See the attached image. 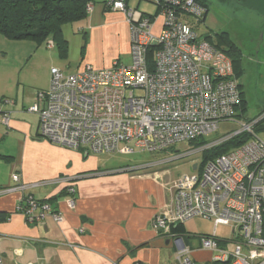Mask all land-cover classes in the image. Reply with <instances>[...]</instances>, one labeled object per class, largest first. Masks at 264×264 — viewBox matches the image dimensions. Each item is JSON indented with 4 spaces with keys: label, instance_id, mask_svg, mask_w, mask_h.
Here are the masks:
<instances>
[{
    "label": "built area",
    "instance_id": "2783aa9c",
    "mask_svg": "<svg viewBox=\"0 0 264 264\" xmlns=\"http://www.w3.org/2000/svg\"><path fill=\"white\" fill-rule=\"evenodd\" d=\"M153 3L161 17L158 33L152 19L129 9L126 0L103 4L106 10L125 15L132 62L124 66L115 61L102 69L84 64L73 74L51 68L48 88L38 91L36 102L27 109L38 116L40 137L66 149L84 147L94 155L156 154L175 144L203 140L221 123L235 119L241 99L231 58L200 39L188 23L189 18L204 20L206 7L196 0ZM92 10L88 4L86 12ZM258 120L194 147L203 154L234 137L248 136L235 150L208 160L200 173L196 165L193 174L172 182V200L154 216L151 226L159 236L174 240L177 264L195 262L171 228L196 217L214 223L213 235L200 239L201 247L213 252L212 263L264 264V141L254 131ZM9 122V113L0 114L2 125L8 127ZM11 179L16 186L7 192L42 184L20 183L17 174ZM66 192L75 194L72 187ZM67 203L74 207L72 198ZM16 212L30 225L41 222L47 213L55 222L63 221L49 203L32 196L23 198ZM219 225L233 229L238 242L231 251L218 245Z\"/></svg>",
    "mask_w": 264,
    "mask_h": 264
},
{
    "label": "crops",
    "instance_id": "0c3cea01",
    "mask_svg": "<svg viewBox=\"0 0 264 264\" xmlns=\"http://www.w3.org/2000/svg\"><path fill=\"white\" fill-rule=\"evenodd\" d=\"M108 18L116 22L109 28L105 23ZM86 19L79 23L85 36L84 63L71 67L69 62L58 59V67L51 63V68L73 74L84 64L97 69L110 67L109 62L92 55L109 34L122 45L114 51L115 59L129 53L130 29L124 14L102 7L93 9ZM64 29L63 37L68 42ZM1 67L0 114L10 116L8 127L0 123L2 264H177L174 240L159 236L151 226L154 216L172 200L170 188L175 179L167 175L168 170L162 165L110 167L99 158L105 155H94L84 147L62 148L42 139L38 116L27 112L36 102L35 92L26 90L20 79ZM3 99L11 103L1 104ZM14 174L20 183L42 184L7 192L16 186L11 179ZM68 187L75 190L73 196L67 194ZM27 196L49 203L52 212L60 213L63 221L57 223L47 213L41 222L27 224L23 215L16 212L17 205ZM71 198L73 208L67 203ZM177 237L190 250L195 264H213V252L201 247L200 239L205 236Z\"/></svg>",
    "mask_w": 264,
    "mask_h": 264
},
{
    "label": "rangeland",
    "instance_id": "374dc122",
    "mask_svg": "<svg viewBox=\"0 0 264 264\" xmlns=\"http://www.w3.org/2000/svg\"><path fill=\"white\" fill-rule=\"evenodd\" d=\"M106 1L108 0H92L90 4L97 11L103 7V2ZM205 2L208 7L205 19L197 22V20L189 18L188 23L190 22L195 27L194 30L200 39H205L212 45L219 46V49L224 48V45L219 43L220 36L227 34L232 43L240 50L239 91L246 102L245 110L238 109L233 121L221 123L215 133L203 139L204 142L209 143L218 141L227 134H234L240 129V125L257 120L261 112L264 111V17L240 7L232 0H205ZM128 7L150 17L154 25L153 31L158 33L161 17L157 13L153 0L150 2L128 0ZM108 20L105 21L108 28L112 27V23H116L113 19L108 18ZM79 23L80 21H77L64 26L68 39V54L66 58L61 59L57 48L54 46L47 49L46 42L37 45L31 40H14L0 34V57H2L0 58V65H2V70L12 72L14 75L12 76L20 79L26 90L34 91L35 94L42 86H46L44 88L46 90L49 86L51 63L57 67L56 62L59 60L65 61L66 64L69 62L71 67L84 63L86 48L83 47V37L85 36ZM85 33H88L87 30ZM116 44L114 37H110L109 34L107 38L98 43L94 52L92 51V55L99 61L109 62L111 65L117 61L120 65L129 66L132 62L130 42L129 53L122 54L120 59H115L114 51L122 45ZM65 73L70 74L72 71H65ZM20 87L23 89L22 86ZM135 94L139 95L141 92L136 91ZM255 133L264 141V128L257 129ZM194 147L190 143H179L156 154L137 152L132 155H124L114 153L99 156V158L103 159L110 167L158 168V165H162L161 168L168 170L167 175L171 179L177 180L184 175L193 174L195 172L192 170L194 165L198 166L196 172H201L205 163L202 159V153L199 149H193ZM235 149L236 147L230 146L228 152ZM185 230V235L209 237L213 235L214 223L212 220L196 217L185 222ZM215 236L216 240L219 241V247L228 251L233 249L235 242H238L235 240L233 229L230 226L219 225L216 227Z\"/></svg>",
    "mask_w": 264,
    "mask_h": 264
},
{
    "label": "trees",
    "instance_id": "16d2710c",
    "mask_svg": "<svg viewBox=\"0 0 264 264\" xmlns=\"http://www.w3.org/2000/svg\"><path fill=\"white\" fill-rule=\"evenodd\" d=\"M126 1L128 2V0ZM196 1L206 7L208 12L205 0ZM90 3L91 0H0V34L14 40H31L36 42L37 45L46 42V45L49 46L51 42L52 47L55 46L57 48L60 57L66 58L68 42L63 37V27L77 21H84L88 14L86 6ZM219 43L224 45V48H222L223 52L231 58L234 77L238 80L241 74L240 50L232 43L227 34L220 36ZM216 47L219 48V46ZM240 99L238 109L244 111L246 102L241 93ZM258 119L254 126V131L264 128V111L261 112ZM247 140L248 136L246 134L234 137L212 149L204 151L202 159L206 163L208 160H213L220 155L228 153L230 146L239 147ZM207 143L200 140L191 144L195 147H201ZM171 233L179 237L185 235L184 224L172 227Z\"/></svg>",
    "mask_w": 264,
    "mask_h": 264
},
{
    "label": "water",
    "instance_id": "95a60500",
    "mask_svg": "<svg viewBox=\"0 0 264 264\" xmlns=\"http://www.w3.org/2000/svg\"><path fill=\"white\" fill-rule=\"evenodd\" d=\"M232 1H234L240 7L249 11H253L255 14L264 17V0H232ZM195 169H196V165L192 167V170ZM179 240L182 243V246H184L181 238H179Z\"/></svg>",
    "mask_w": 264,
    "mask_h": 264
}]
</instances>
